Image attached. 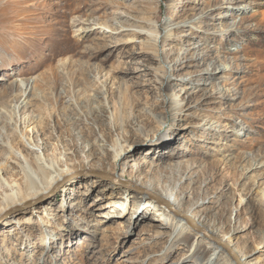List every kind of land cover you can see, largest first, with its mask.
Here are the masks:
<instances>
[{
	"label": "rangeland",
	"instance_id": "rangeland-1",
	"mask_svg": "<svg viewBox=\"0 0 264 264\" xmlns=\"http://www.w3.org/2000/svg\"><path fill=\"white\" fill-rule=\"evenodd\" d=\"M0 8V264H199L121 168L179 192L194 173L214 229L264 264V0Z\"/></svg>",
	"mask_w": 264,
	"mask_h": 264
},
{
	"label": "bare ground",
	"instance_id": "bare-ground-1",
	"mask_svg": "<svg viewBox=\"0 0 264 264\" xmlns=\"http://www.w3.org/2000/svg\"><path fill=\"white\" fill-rule=\"evenodd\" d=\"M89 157L96 159L93 154H89ZM149 165V161H145L141 162L139 167H147ZM98 166L102 168L101 164ZM130 167H133V164ZM113 172L117 174L118 180H123L125 177L128 178L130 181L128 184L134 187V190H142L156 197L155 199L146 193L142 194L149 199H146L141 207L144 211V216H141V218H147L148 216H145L147 214L154 216L152 219L154 224L150 226V231L155 238L170 240L175 244L176 249L184 250L185 254L181 256V261L186 259V261H194L199 264H237L231 258L228 250L225 248L226 246L238 258L241 264H245L246 257L237 252L231 242L228 241V238L224 239L223 235H220L214 229L215 220H209L206 214V208H203L206 199L197 200L196 202L192 200V190L196 185L194 173L188 172L183 175L181 178V184L183 186L181 189L179 188L181 190L179 192L175 187L172 189L168 186L161 188L153 182H150L146 176L139 174V169H132L130 172H127L121 168L120 170H113ZM48 185L50 186V184ZM52 185L53 183H51ZM39 194L42 193L29 194V199H34ZM130 197L132 196L130 195ZM114 207L119 209L120 206L115 205ZM187 218L191 219L197 228L207 232L211 238H207L192 227L187 222ZM146 227L149 228V226H142L141 228V232L143 233L141 235L139 234V240L141 241L143 240L142 237L146 235L144 230ZM168 229L171 231L170 233H168Z\"/></svg>",
	"mask_w": 264,
	"mask_h": 264
},
{
	"label": "water",
	"instance_id": "water-1",
	"mask_svg": "<svg viewBox=\"0 0 264 264\" xmlns=\"http://www.w3.org/2000/svg\"><path fill=\"white\" fill-rule=\"evenodd\" d=\"M137 192H139V193H141V194L146 193V192H144V191H142V190H137ZM146 194L149 195V196H151V197H154L153 195H151V194H149V193H146ZM154 198L156 199V197H154ZM158 201L161 202L160 200H158ZM187 222H188L192 227H194L197 231L201 232L204 236H206L207 238H211V237L209 236V234H207V232H205V231L202 230V229L197 228L191 219L187 218ZM225 248L228 250V253L230 254L231 258H232L237 264H241V263L239 262L238 258L232 253V251H231L229 248H227L226 246H225Z\"/></svg>",
	"mask_w": 264,
	"mask_h": 264
}]
</instances>
